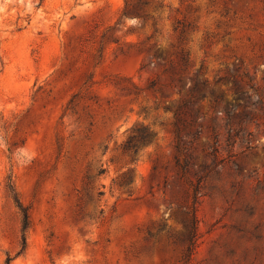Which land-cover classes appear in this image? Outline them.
I'll return each mask as SVG.
<instances>
[{"label":"rangeland","instance_id":"1","mask_svg":"<svg viewBox=\"0 0 264 264\" xmlns=\"http://www.w3.org/2000/svg\"><path fill=\"white\" fill-rule=\"evenodd\" d=\"M194 216L264 264V0H0V264H185Z\"/></svg>","mask_w":264,"mask_h":264},{"label":"trees","instance_id":"2","mask_svg":"<svg viewBox=\"0 0 264 264\" xmlns=\"http://www.w3.org/2000/svg\"><path fill=\"white\" fill-rule=\"evenodd\" d=\"M137 134L133 137H131L126 143H125V149L129 153L136 154L141 146L147 144L151 141L153 135L147 128H139L136 129ZM103 173V171H101ZM8 188L10 190V194L14 200V203L16 207L18 208L21 216H22V237H21V251L18 254H22L25 252L27 248V233L28 230L31 227V219H30V213L27 206H25L20 198L19 192L17 191L15 184L13 181H9ZM196 218H192L191 225L188 229L189 232V241H188V247L187 252L185 254V264H188L191 262L192 257V247L195 243V238L197 236L196 232V226H195ZM13 260V257L8 256L6 260V264H11V261Z\"/></svg>","mask_w":264,"mask_h":264}]
</instances>
